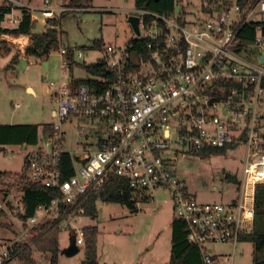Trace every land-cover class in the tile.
Listing matches in <instances>:
<instances>
[{
    "label": "built area",
    "instance_id": "obj_1",
    "mask_svg": "<svg viewBox=\"0 0 264 264\" xmlns=\"http://www.w3.org/2000/svg\"><path fill=\"white\" fill-rule=\"evenodd\" d=\"M7 1L46 19L82 10L51 7L50 0L31 7ZM173 3L166 14L126 11V19H138L133 40L145 41L146 52L132 55L126 45L104 46L98 61L108 78L101 79L106 87L100 93L85 83L73 87L69 78L47 83L46 92L55 101L51 130L26 153L23 170L29 181L61 194L38 206L17 238L0 246V264L11 259L15 244L31 235L34 225L56 217L61 205H70L65 215L78 211L76 206L110 177L126 181L136 206L166 192L173 216L184 222L186 239L198 246L203 264H232V253H215L214 246L227 244L234 251L251 231L255 187L264 184V63L259 61L264 35L240 51L236 35L243 24L264 15V0H250L244 7L239 0H199L197 13L189 17V5H182L189 1ZM9 21L17 22L14 17ZM67 51L63 46L58 50L62 76ZM73 120L96 129L93 149L80 143L74 150L66 148V126ZM241 146L245 156L236 200L203 203L188 193L177 174L184 154ZM64 153L74 163V174L61 181ZM13 212H23L21 202ZM74 239L81 249L82 229H76Z\"/></svg>",
    "mask_w": 264,
    "mask_h": 264
},
{
    "label": "rangeland",
    "instance_id": "obj_2",
    "mask_svg": "<svg viewBox=\"0 0 264 264\" xmlns=\"http://www.w3.org/2000/svg\"><path fill=\"white\" fill-rule=\"evenodd\" d=\"M4 1L0 0V5ZM33 1L30 7L41 6L43 2ZM65 1L67 0H50L49 6H62ZM187 1L191 4L182 5H189V17L190 14L197 13L199 0ZM87 5L82 10L64 13L61 18L60 41L63 47L71 51L74 62L71 71L68 66L64 68L65 75H60L62 58L58 51L52 52L46 61L22 57L15 65L13 73L5 68L12 53L0 56V123L17 120L36 124L52 122L51 111L55 107V101L46 92L47 83L71 77L86 78L87 73L81 65L97 62L102 54V49L93 46L95 41H100L102 46L122 47L133 39L134 33L126 19V11L134 9L133 0H89ZM31 14L36 19L34 32H41L46 18L37 10H31ZM17 15L16 10L11 17ZM258 17L264 20V15L255 18ZM3 25L13 26L7 21ZM43 62L48 64L47 68ZM254 63L257 65L255 61ZM28 85L35 91L34 94L25 89ZM14 103L21 106L15 109ZM96 132L91 125L73 120L71 125L66 126V148L74 150L80 143L93 149L98 140ZM10 149L13 151L0 153V170L8 168L11 172L10 176L0 180V246L8 245L16 239L25 225L13 212L21 198L18 177L24 175V170H21L23 151L18 147ZM244 156L243 146L230 148L224 154L186 153L178 163L177 174L185 181L188 193L198 201L229 203L239 196ZM230 176H234L237 183ZM96 205L98 215L95 220L76 210L65 215L58 233V243L63 250L57 264H81L84 246L74 256H67L64 248L76 229L84 230L93 225L98 228L95 245L97 261L100 264H168L173 213L166 192H157L156 201L140 202L134 213L119 204L98 201ZM31 235L21 239V243L30 241ZM31 247L33 264H50L49 253H41L34 246ZM251 250L252 245L248 241L239 242L234 251L227 244L214 246L215 253H232V264H253ZM7 264L21 263L12 258Z\"/></svg>",
    "mask_w": 264,
    "mask_h": 264
},
{
    "label": "trees",
    "instance_id": "obj_3",
    "mask_svg": "<svg viewBox=\"0 0 264 264\" xmlns=\"http://www.w3.org/2000/svg\"><path fill=\"white\" fill-rule=\"evenodd\" d=\"M26 5H32L33 0H18ZM44 1V0H43ZM86 1V2H85ZM89 0H67L62 7L73 9L87 8ZM135 9H143L159 14H166L173 11V0H133ZM250 0H239L241 6H245ZM43 3V2H42ZM82 6V7H81ZM18 11L14 16L16 23H11L12 12ZM59 16L47 18L46 24L41 32H34L36 20L31 17V11L27 7L15 6L10 1H4L0 5V56L12 53L9 64L6 68H13L20 58H36L46 61L52 52L58 51L61 44V18ZM12 27L4 26L6 22ZM258 35H264V20L255 18L240 28L236 35L237 51L244 49L251 44ZM132 55L144 54L145 41L133 39L125 43ZM94 47L103 49L100 41L93 43ZM69 61L68 69L74 65L70 50L66 53ZM82 69L87 73L84 79L69 78L70 84L74 87L80 83L87 84L95 93H100L105 87L101 84V79L107 80L108 74L104 65L97 61L94 63L82 64ZM84 120V119H83ZM50 123L36 124H0V145H20L35 146L40 143L42 137L50 132ZM228 147L211 148L201 150L207 155L224 154ZM25 158V157H24ZM25 165V162H24ZM24 169V168H23ZM11 173L0 171V180L10 176ZM74 174V163L69 154L64 153L60 158V180L69 179ZM233 182L236 179L229 177ZM18 185L22 194L23 212L17 213L18 218L25 223L26 228L28 219L32 217L38 206L49 205L52 200L60 197L57 188L45 187L28 180L26 175L18 177ZM132 198V191L124 179L114 177L108 178L103 185L96 191L89 193L75 209L95 220L98 215L97 202L119 204L125 206L130 212L137 211ZM236 200L233 199L232 202ZM70 205H61L56 217L44 218L31 229L33 234L30 241L16 243L11 253V259H18L21 264H33L32 246L41 253L50 254V264H57L62 250L58 243V233L60 223L65 218V213L69 212ZM173 215V214H172ZM171 244L168 264H203L202 256L198 246L186 239V229L183 221L175 218L171 219ZM85 242L83 244V259L81 264H100L97 261L95 238L98 234L96 226L86 227L83 230ZM74 237V236H72ZM242 241H248L252 245L251 259L253 264H264V184H258L254 192V221L252 229L245 234ZM10 261V260H9ZM8 261L5 263L7 264Z\"/></svg>",
    "mask_w": 264,
    "mask_h": 264
},
{
    "label": "crops",
    "instance_id": "obj_4",
    "mask_svg": "<svg viewBox=\"0 0 264 264\" xmlns=\"http://www.w3.org/2000/svg\"><path fill=\"white\" fill-rule=\"evenodd\" d=\"M57 7H60V6H57ZM44 63H46V62H43V64ZM47 64V63H46ZM48 65V64H47ZM6 68V67H5ZM45 68H47V67H45ZM6 69H8L9 71H11V73H13L14 71H15V66L13 67V68H6ZM25 89L28 91V92H30V93H32V94H34L35 93V91L33 90V88L32 87H29V85L28 86H26L25 87ZM14 104H16V103H14ZM14 104H13V106H14ZM21 106V105H20ZM15 108V107H14ZM15 109H17V108H15ZM51 113H52V111H51ZM48 123H50V122H48ZM0 124H26V122H20V120H17L16 122L15 121H12V122H3V123H0ZM38 124H43V123H38ZM37 145H35V146H20V145H0V153H2V154H5L6 152H7V150H10L11 152L13 151L12 149H10L11 147H18L19 149H20V151H23L22 152V154H21V160H22V164H21V170H23V168H24V157H25V155H26V153H28V152H30V151H32V150H34L35 149V147H36ZM3 168V167H2ZM8 168H4V170H0V171H5V172H8V173H11L10 172V170H7ZM21 200H22V194H21V198H20V202H21ZM68 246V245H67ZM66 246V247H67ZM65 247V248H66ZM64 248V249H65Z\"/></svg>",
    "mask_w": 264,
    "mask_h": 264
},
{
    "label": "water",
    "instance_id": "obj_5",
    "mask_svg": "<svg viewBox=\"0 0 264 264\" xmlns=\"http://www.w3.org/2000/svg\"><path fill=\"white\" fill-rule=\"evenodd\" d=\"M127 22L130 25L131 29L135 34L138 33V19L137 17L134 16H129L127 18ZM259 61L264 63V53H262L261 57L259 58ZM44 66L47 67V64L44 63ZM65 254L67 256H74L77 253H79L80 248L75 244V239L74 237H71L68 241V246L64 249Z\"/></svg>",
    "mask_w": 264,
    "mask_h": 264
}]
</instances>
